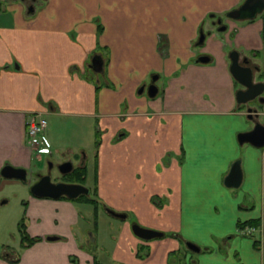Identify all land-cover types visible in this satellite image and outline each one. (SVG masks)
<instances>
[{
	"label": "crops",
	"instance_id": "1",
	"mask_svg": "<svg viewBox=\"0 0 264 264\" xmlns=\"http://www.w3.org/2000/svg\"><path fill=\"white\" fill-rule=\"evenodd\" d=\"M241 1L35 0L30 10L10 0L0 9V172L34 175L41 151L60 153L86 168L98 211L32 195L25 229L39 241L1 253L0 264H105L101 255L110 264H176L187 243L201 257L188 264H264V147L238 139L264 124V103L237 102L244 88L229 59L238 51L264 83V17L226 21L225 31L217 24ZM96 56L101 72L91 68ZM36 113L47 121L37 152L26 136ZM62 122L87 133L89 154L79 140L59 143ZM235 163L241 183L228 187ZM133 225L163 237L142 240Z\"/></svg>",
	"mask_w": 264,
	"mask_h": 264
},
{
	"label": "water",
	"instance_id": "2",
	"mask_svg": "<svg viewBox=\"0 0 264 264\" xmlns=\"http://www.w3.org/2000/svg\"><path fill=\"white\" fill-rule=\"evenodd\" d=\"M245 8H248L251 11L250 14L244 16V18H253L258 12L264 10V0H247L244 5ZM236 16V15H231ZM237 17V16H236ZM233 17V18H236ZM204 38L203 34L201 35L202 41ZM229 59L231 61L230 65V73L235 79L237 83H239L244 89L238 91L237 93V102L239 104H249L251 101L259 100L262 104L264 99L261 97L264 92V83H254L255 73L254 70L247 65V62H243L240 59L238 52H231L229 55ZM208 59L204 57L200 58V62H205ZM91 68L94 72L102 71V61L100 57L96 56L92 59ZM141 89L140 92H143ZM157 94V88L154 84L149 87L148 95L150 97H154ZM248 113L250 114H258L256 109H248ZM239 142L250 143L251 145L262 148L264 147V124L255 123L254 129L248 133H244L239 135ZM64 167L66 169H61L63 173H67L71 170V164L65 163ZM16 179L21 181H26L27 179V171L24 169H15L10 166L4 167L0 172V180L1 179ZM242 173L238 163H235L229 173V176L226 179V185L228 187H238L241 183ZM30 192L33 196L37 198H49V199H59L61 197H65L68 199H77L82 195H88L89 189L80 184H67V183H57L54 184L51 182L50 177L43 176L40 178L38 182L32 185ZM111 215L116 217H121L115 214L114 212L108 211ZM133 234L145 241L157 239L163 237V234L157 231H153L150 229L142 228L138 225L132 226ZM47 240L53 241L55 238L50 237ZM186 247L193 251L199 252L200 249L192 243H187Z\"/></svg>",
	"mask_w": 264,
	"mask_h": 264
},
{
	"label": "rangeland",
	"instance_id": "3",
	"mask_svg": "<svg viewBox=\"0 0 264 264\" xmlns=\"http://www.w3.org/2000/svg\"><path fill=\"white\" fill-rule=\"evenodd\" d=\"M30 2V0H26L25 3ZM10 2V0L3 1L0 0V9L7 8ZM17 3H21V0H17ZM34 8V7H33ZM264 17V16H263ZM201 35L199 34L198 40H201ZM250 55V53H247ZM260 63L264 65V53H262V57L260 59ZM264 99V92L261 96ZM261 104L259 100H254L249 103L250 106H256ZM63 128L61 129V135H63L62 144L64 145H74V142L79 140L80 142H83V146L86 150V152L89 154V150L91 148V144L88 143V135L87 133L80 131V135H77V130H73V125L70 122H62ZM58 126V125H57ZM72 131V133H71ZM70 136V137H68ZM73 147V146H72ZM43 161L41 163H37L36 168L37 172L32 175L31 173L28 174L26 181L16 180V179H1L0 180V254L4 253V250H8L9 252L19 251L20 247V234L18 231V225L24 218L25 209L27 207V203L29 202V199L32 197V194L30 193V187L35 184L36 180L38 179L36 174L40 173L42 175H45L48 172L49 169V163L54 166V169L52 171V177L53 179H56L58 174V166L64 162V157L60 153H53V155H49L48 152L41 151ZM91 162V163H90ZM73 165L78 166V163L76 160L73 159ZM89 170H90V177L88 180V186H93L92 184V172H93V166H92V159L89 161ZM87 187V185H86ZM88 188V187H87ZM90 209V208H89ZM89 219H92L91 210ZM108 212V210H106ZM114 212V211H110ZM109 213V212H108ZM110 214V213H109ZM118 216H121L120 213H115ZM116 217V216H114ZM117 219H120L122 217H116ZM113 228L116 229V226L119 225V221L114 219L113 220ZM92 223V222H91ZM88 230L87 224H83L81 227L82 232L84 230ZM90 233L92 234V237L94 236L93 227H90ZM89 232V231H88ZM109 234V233H108ZM90 238V235H88ZM262 253H264V246L261 249ZM4 256V255H3ZM208 256V255H207ZM188 257H191L194 260L200 259L201 257L197 256L196 254L192 253L191 250H189L187 247L183 246L182 252L179 255H176L174 258H172L171 262H174L176 264H188L189 262L185 261L188 259ZM71 259H73L71 257ZM99 261L101 260L103 263L110 264L108 262V259L104 258L102 255L98 258ZM206 258H202V261ZM206 261L213 262L211 258L206 259ZM206 261H203L206 263ZM191 264V263H190ZM202 264V263H201Z\"/></svg>",
	"mask_w": 264,
	"mask_h": 264
},
{
	"label": "flooded vegetation",
	"instance_id": "4",
	"mask_svg": "<svg viewBox=\"0 0 264 264\" xmlns=\"http://www.w3.org/2000/svg\"><path fill=\"white\" fill-rule=\"evenodd\" d=\"M26 0H21V2H25ZM33 1H35V0H30V2H31V4H30V6H29V9L30 10H33V5H32V3H33ZM247 0H242L241 1V3L235 8V9H233V10H231V11H228V12H226L225 13V15H224V21H222L221 19H218V25H219V29L221 30V31H225V29H226V27H227V23H226V21H241V20H244L245 18H244V16H246V15H248V14H250L251 13V11L252 10H250V9H248V8H245L244 7V5H245V2H246ZM236 15V16H231V15ZM256 15H262V16H264V10L263 11H261V12H258ZM255 15V16H256ZM233 17H236V18H233ZM250 20H251V18H249ZM248 19V20H249ZM202 41H204V38H203V40ZM235 52H238V51H236V50H234ZM239 53V52H238ZM239 56H240V54H239ZM240 59H241V61H243V62H247V65H249V62H248V60H247V58L246 57H244V58H241L240 57ZM264 103V102H263ZM49 155L51 156V154L49 153ZM65 163H69V164H71V170L69 171V172H67V173H63L62 172V170L61 169H66V167H64V164ZM77 168H81V167H74V165L72 164V162L71 161H64L62 164H60L59 166H58V176L56 177V179H53V177H52V171H53V169H54V166L52 165V164H50L49 163V169H48V172L45 174V175H42V174H40V173H38V174H36V176H37V180H36V182H38L39 180H40V178L41 177H43V176H49L50 177V180H51V182L52 183H54V184H57V183H67V184H79V183H75V182H72V181H70V178H69V176H71L72 174H73V172H74V170L75 169H77ZM28 172H27V176H28ZM27 180V179H26ZM35 182V183H36ZM80 185H83V184H80ZM83 186H85L86 187V184H84ZM32 187V186H31ZM31 187H30V189H31ZM87 188V187H86ZM88 189V188H87ZM31 193V192H30ZM85 196H89V194L88 195H85ZM25 222V221H24ZM4 252H6V253H9V251L6 249Z\"/></svg>",
	"mask_w": 264,
	"mask_h": 264
},
{
	"label": "trees",
	"instance_id": "5",
	"mask_svg": "<svg viewBox=\"0 0 264 264\" xmlns=\"http://www.w3.org/2000/svg\"><path fill=\"white\" fill-rule=\"evenodd\" d=\"M86 174H87V170L86 168H77L74 170L73 174L71 176H69L70 181L75 182V183H79V184H85L86 182ZM76 201H81L83 203L86 204H91L94 206V216L95 218L97 217V205L95 203V201H93L92 199H89L88 196L82 195L77 199H73ZM256 224V223H255ZM240 228V225H238ZM18 231L20 234V246L22 249L24 248H28L31 245H33L34 243H36L37 241H39V239H31L27 233H26V229H25V222L24 219H22V221L20 222V224L18 225ZM72 260V259H71Z\"/></svg>",
	"mask_w": 264,
	"mask_h": 264
},
{
	"label": "built area",
	"instance_id": "6",
	"mask_svg": "<svg viewBox=\"0 0 264 264\" xmlns=\"http://www.w3.org/2000/svg\"><path fill=\"white\" fill-rule=\"evenodd\" d=\"M46 129L47 121L42 114L36 113L28 116L26 121L27 142L36 152L40 149Z\"/></svg>",
	"mask_w": 264,
	"mask_h": 264
}]
</instances>
